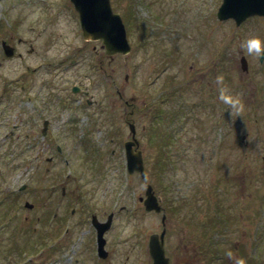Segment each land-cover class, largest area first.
Here are the masks:
<instances>
[{
	"label": "rangeland",
	"instance_id": "374dc122",
	"mask_svg": "<svg viewBox=\"0 0 264 264\" xmlns=\"http://www.w3.org/2000/svg\"><path fill=\"white\" fill-rule=\"evenodd\" d=\"M11 2L13 0L7 3L6 17L17 25V31L24 38H35L33 46L37 51L27 55L26 63H34L38 51L52 62H71V59L95 62L98 54L96 56L91 48L95 42L84 41L76 14L71 16L65 11L63 0H40L41 8H34L32 0H21L14 7ZM219 3L217 0H133V3L131 0H111L113 9L126 21L132 49L126 61L121 57L110 64L105 61L106 76L97 88L91 89L97 101L92 109L78 108L79 100L65 98L68 84L76 75L73 72L66 74L67 83L57 77L51 80L50 73H55L58 67L49 74H46L52 68L49 66L42 67V73L29 71L34 82L39 75H44L42 94L46 92L44 96H48L49 102L44 103L41 116L34 111L37 101L29 97L25 103L16 102L15 108L10 109L8 125L0 127V133L11 130L10 144L0 145V182L12 188L25 180L31 189L26 191L27 196L31 198L37 197L35 188L46 187V190H40H45L40 199L47 206L27 211L30 220L24 224L25 213L15 211L12 204L11 211L16 216L11 220L8 232H0V264H96L91 214L95 213L104 220L111 211L114 212L113 222L104 237L108 247L112 248L113 261L118 264H150L144 245L151 233L160 232L161 215L144 209L139 197L144 195L145 182L138 174L126 171L123 141L129 137V121L135 123L143 163L147 174L154 178L156 193L165 198V183L157 185L165 182L163 163L167 175L171 172L169 180L174 177L181 187L186 186L184 192L197 188L202 194L198 195L197 204H185L182 210L186 212L183 216L194 220L176 215V225L172 224L168 229L170 238L167 244L172 251L175 250L177 258L192 263L195 260L191 253H187L189 249L185 242H179L181 233L177 225L187 226L208 220L209 205L204 200L208 197L206 190L213 187L218 188L219 193L223 192L217 196L218 209L229 211L224 222L228 234L224 237L229 242L224 249L228 251V245L234 264H238L243 258H235L236 251L232 247L240 242V247L251 256L243 261L264 264V164L261 158L264 86H258L257 100L250 86L264 79V66L260 72L251 68L250 76L243 75V78L237 72V65L234 66L235 88L233 93L231 89L229 91L233 99L239 101L240 109L237 111L218 95L219 102H224L223 107L229 106L234 116L233 125L229 129L221 126L215 130L212 142L207 140L210 132L197 126V121L180 120L178 115L175 120L168 121L165 106L158 103L165 75L176 74L183 80L185 74L186 79H190L186 71L189 62H198V68H208L210 63L226 59L230 50L238 61L239 49L248 54L250 62H258L255 52L249 53L242 44L249 38L258 37L263 45L264 19L253 17L240 26H235L232 20L220 21L215 17ZM3 5L1 1L0 8ZM30 26L34 30L29 29ZM228 45L231 49L227 48ZM98 46L99 42H96L97 49ZM46 47L49 48L48 56L44 55ZM166 62H172L168 70ZM22 70V62L7 61L0 70V91L7 85L2 79L22 76ZM126 72L129 74L127 81L124 79ZM201 83L205 85V79H201ZM9 90L14 96H22L19 84L12 83ZM117 90H121L122 99ZM221 90L218 87V92ZM189 91L193 93L191 89ZM24 93L32 95V92ZM132 96L136 99L130 102ZM62 101L65 104L59 105ZM19 107H24L30 114L23 121L18 120L20 111L16 109ZM38 117L54 118L50 127L52 131L42 140ZM142 124H145L146 132L141 130ZM200 132L201 140L193 137ZM243 134L249 145L244 146L241 142ZM160 149L164 153H160ZM6 150L9 158L2 159ZM158 153L160 156H156ZM67 173L69 176L66 177ZM179 185L177 189H181ZM62 186L66 193L62 197L65 199L63 209L58 210L57 216L49 222L48 218L53 214L50 207L63 200L60 199ZM34 214H43L44 219L34 221ZM66 219L70 220L68 225ZM34 225L36 229L32 231ZM67 226L69 229L64 232ZM175 233L179 234L178 237L171 236ZM61 234L67 236L64 238ZM57 236L60 237L58 242ZM228 257L229 254L218 263L232 264Z\"/></svg>",
	"mask_w": 264,
	"mask_h": 264
},
{
	"label": "flooded vegetation",
	"instance_id": "af4514ba",
	"mask_svg": "<svg viewBox=\"0 0 264 264\" xmlns=\"http://www.w3.org/2000/svg\"><path fill=\"white\" fill-rule=\"evenodd\" d=\"M3 1L4 5L0 8V18L1 15L3 16L2 20L0 21V70L6 66L7 61H16L22 62V68H23V74L22 76H17V78L7 80L2 79L4 82L7 83L6 86H2V90L0 91V121H2V124H0V127L4 128V126L8 125V114L10 109L13 107L15 108L16 102L25 103L28 99H34L35 102L37 101V106L34 108V111L38 115H42V111H44V103H48L49 99H47L48 96H44L46 92L42 94V91L45 84H44V75H39L40 77L34 82L33 79H31V75H29V71L32 73L38 72L42 73V67L49 66L50 68L46 73L49 74L54 69L57 70L50 73L51 80H56V77L62 80L63 82H69L66 79V74L70 72H73L75 75V78L70 81V84H68L69 90L67 96L65 98H75L79 100L78 108L84 107L88 109H92L91 107L94 106L97 101L94 98V94H92L91 89L97 88L98 85L101 84L102 78L106 76V62L107 64H110L109 59L106 58V55L101 53L103 57L96 58L97 60L95 62H82L80 59L77 61H74V59H71V62H65V60H62L61 62H52L47 59L50 58H43L42 51L37 53V57L34 59V63H26L27 55H31L32 53L36 52L37 49L33 46V40L35 38L32 36V39H26L22 35L19 34V31H17V25L11 23L10 19L6 17V14H8V6L7 3L9 0H0V2ZM21 0H13L11 2V5L14 7L16 4H20ZM31 1V0H29ZM66 2V10L71 12L72 7ZM38 3L41 4L37 0H32V4ZM34 8H37V6H34ZM13 26V27H12ZM29 29L34 28L32 26L29 27ZM27 45V48L26 46ZM264 45V43H263ZM230 46L228 45L227 48ZM231 49V47H230ZM49 48L46 47L45 49V56H48ZM229 51V50H227ZM230 54L227 56L226 59H218L216 62L210 63L208 68H198L199 64L198 62H189L188 63V69L186 71L190 79H186L185 74L183 75V80H180V77L176 74H173L172 76H166L165 75V81H164V87L162 88V99H163V106H165V114L168 121L175 120L177 115L180 117V120H193L197 121L196 125L202 127L204 130H207L210 132V134H207V140L212 142L213 141V132L215 130H219V127L224 126L225 128L229 129L232 128L233 125V114L230 113L229 106L223 107V101L219 102V97L222 94L223 89H227L228 95H231V92L229 89H231L232 93L234 92L235 88V75H234V66L237 65V72L240 77H244L243 75L250 76L251 68H256L258 72H260L264 66V54L262 51L261 54L257 57L258 62H250V57L248 54L241 49H239V58L238 61H236L234 57V53L232 50H230ZM263 54V57H262ZM223 56V55H222ZM232 57V58H231ZM243 57V58H242ZM223 58V57H222ZM233 63V66L231 64ZM167 64V70L169 69L172 62H166ZM60 66V67H59ZM242 66H247V70H244ZM222 70H221V69ZM185 71V73H186ZM127 75V76H126ZM127 77V78H126ZM218 77H222V79H218ZM2 77L0 76V79ZM125 79L127 81L128 79V73L125 74ZM201 79H205L206 84L203 85L201 83ZM249 79V78H248ZM176 80V81H175ZM250 82V80H249ZM17 85L19 84L20 90L22 92L21 95H12L10 92V85L11 84ZM36 84L38 86H36ZM36 86V87H35ZM252 92L254 93L253 96L255 100L258 98V91L255 94L256 90L258 89V86H264V79L259 80L256 82L255 85H250ZM34 87L36 89H34ZM221 88L220 91L218 92ZM34 89L33 91H31ZM189 89L193 91L191 94ZM24 91L29 94L32 92V95H25ZM118 96L122 99L123 95L121 90H118ZM188 94V95H187ZM27 96V97H26ZM232 97V95H231ZM233 98V97H232ZM135 97L132 96L130 98V102L135 101ZM65 101H62L59 105H64ZM84 105V106H83ZM125 105L128 106V102L125 100ZM166 107L168 109H166ZM48 109V108H46ZM14 110V109H13ZM16 110L20 111V116L18 117L19 121H23L26 118V115H30L24 107H19ZM178 110V113H177ZM133 114V110L130 109V114ZM92 113L94 114V111L92 110ZM190 114L192 115V118H190ZM128 118V117H127ZM39 121L41 120L40 124V134H41V140L44 139L45 135L48 134L49 131H52L50 128L52 125L53 117H38ZM6 120V122L4 121ZM132 120V119H131ZM225 120V121H224ZM232 120V121H231ZM65 124V123H63ZM66 125V124H65ZM15 129V126L12 128ZM11 130L8 129V131H4L3 133H0V145L10 144V134ZM229 133V132H228ZM170 134V133H169ZM231 134V133H229ZM247 134V132H246ZM17 137H19V134H17ZM194 138H197L198 140H201L200 137H202L201 132L195 133L193 135ZM243 139L241 142L243 145H249L248 140L244 139V134L242 135ZM8 141L6 142V140ZM216 139V138H215ZM42 144V143H41ZM49 145V144H47ZM6 146V145H5ZM57 150L59 147L57 146ZM9 152L6 150L5 153L2 155V159H8L9 156H6ZM50 160V157L48 158ZM67 162V160H66ZM2 169L0 168V178H1ZM134 174V173H133ZM69 176V173L66 174V177ZM187 182H185L186 184ZM184 184V185H185ZM186 186H184L185 188ZM179 187H176L175 185H171V187L168 186V188L165 190L166 192H163L165 194V198H162V212L160 213L161 217L162 215L165 216L164 222L166 226V233L164 236V249L165 254H167L169 258L170 264H204V259H202L204 256L207 257L211 252L210 249L212 248V244L214 241V235L212 234H203L202 231H195V229L189 228L186 225L178 226L177 230L179 233H181V239H179V242H185V246L189 249L187 253H191L195 260L192 262H187L184 258L179 260L176 256L175 250L172 251L171 246H169L168 239L170 238V234H167L169 231L168 229L172 226V224H175L177 222L176 215H181L185 220H194L193 218L183 216L182 210L184 209L185 204H189L190 206L197 204L199 194H201L200 189L197 188L194 189H187L191 192H184V188L180 187L181 189H177ZM42 189H47L46 187H37L34 190L37 191L35 195L36 198H31L30 196H27L26 191H30L29 187L27 186V182H21V184L17 187H5L3 186V182H0V232L1 230L8 232L9 228L11 227V220L16 216V213L14 211H11L12 204L15 205V211H21V213L24 214V224H27L30 220L29 215H26L27 211L34 210L37 207L46 208L47 203L42 201L41 199L45 193L40 192ZM66 195L65 193V187L62 186L61 188V198ZM209 198H211V209H210V221H216L217 219V206L218 202L216 201L215 196L213 195V190H208ZM46 198V197H44ZM43 198V199H44ZM32 201H31V200ZM35 199V200H34ZM62 202H57L55 206L50 207V211L53 212L52 217L55 218L57 216L58 210L63 209ZM35 201V202H34ZM194 201V202H190ZM203 202L201 204V208L203 210ZM47 210V209H45ZM72 212L74 211L73 208L71 209ZM182 211V212H180ZM46 213V212H45ZM47 214V213H46ZM108 215V214H107ZM106 215V216H107ZM114 215V212H113ZM186 215V214H185ZM35 219L34 221H40L41 219H44L43 214L42 215H36L34 214ZM47 217H49L47 215ZM106 218V217H105ZM114 218V216H113ZM99 219V218H98ZM54 220V219H53ZM101 220V219H99ZM67 222V225L70 220H65ZM91 224V219H90ZM191 224H198L196 222H192ZM92 226V224H91ZM18 227H16L17 229ZM94 228V227H93ZM69 229V226L65 227L64 232ZM20 230V229H18ZM16 232V231H15ZM178 233L171 234L172 237H178ZM62 237H66L67 235L61 234ZM95 243H96V235L93 236ZM60 237L57 236V242L59 241ZM106 239V238H105ZM56 242V243H57ZM203 243H207L206 246H204ZM148 239L146 241V244L144 247L147 249ZM107 254L105 257H96L97 262L96 264H118L117 261H113L112 259V248L108 247L107 241L105 242V246ZM53 249H55L53 247ZM96 252V248H95ZM212 254V253H211ZM149 263L152 264V260L148 254ZM181 261V262H180Z\"/></svg>",
	"mask_w": 264,
	"mask_h": 264
},
{
	"label": "water",
	"instance_id": "95a60500",
	"mask_svg": "<svg viewBox=\"0 0 264 264\" xmlns=\"http://www.w3.org/2000/svg\"><path fill=\"white\" fill-rule=\"evenodd\" d=\"M72 1L79 12L80 23L85 37L92 39L101 38L103 43H105L107 53L115 51L125 53L129 50L123 23L119 15L112 12L109 0ZM252 14L264 15V0H223L216 16L219 19L233 17L238 24ZM126 153L128 170L131 172L137 169L144 176L140 152L138 150L133 152L126 145ZM145 194L147 196L144 200L146 209L154 208L158 211L160 207L150 186H147ZM102 230L103 228L99 233ZM163 234L164 230L161 232V237ZM103 242V239H100L101 246ZM148 245L154 261L153 264H168L167 259L164 257L162 241L158 239L156 234L151 236Z\"/></svg>",
	"mask_w": 264,
	"mask_h": 264
},
{
	"label": "clouds",
	"instance_id": "9594fccd",
	"mask_svg": "<svg viewBox=\"0 0 264 264\" xmlns=\"http://www.w3.org/2000/svg\"><path fill=\"white\" fill-rule=\"evenodd\" d=\"M242 47H246L247 51L249 53L255 52L257 56L261 54L262 51H264V45H262L261 39L258 37H253L247 39L243 44ZM218 79H222V77H218ZM227 92V89L222 90L221 98L225 100L226 103L230 104L234 109L239 111L240 104L239 101L236 99H233L230 94L225 95L224 93ZM238 264H244L243 259L238 261Z\"/></svg>",
	"mask_w": 264,
	"mask_h": 264
}]
</instances>
